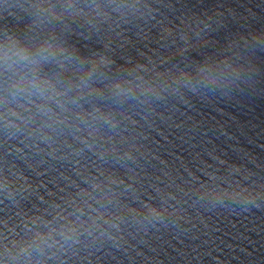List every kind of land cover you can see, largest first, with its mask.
<instances>
[{"label": "water", "instance_id": "obj_1", "mask_svg": "<svg viewBox=\"0 0 264 264\" xmlns=\"http://www.w3.org/2000/svg\"><path fill=\"white\" fill-rule=\"evenodd\" d=\"M6 46L67 103L0 106V262L264 264V0H0Z\"/></svg>", "mask_w": 264, "mask_h": 264}, {"label": "clouds", "instance_id": "obj_2", "mask_svg": "<svg viewBox=\"0 0 264 264\" xmlns=\"http://www.w3.org/2000/svg\"><path fill=\"white\" fill-rule=\"evenodd\" d=\"M43 55L39 59L46 58L47 49L42 50ZM38 58H29L23 49L12 48L6 46L0 52V63H2L5 70H10L13 65L27 61L29 64L35 65L39 63ZM65 93L58 92L55 87L46 80H41L35 75H20L15 77L9 84H6L3 89V94L0 95V106L3 107V119L5 126L15 127L13 120L10 118H18L27 122L31 116H21L16 111L18 108H26L28 105H35V113L41 116L48 117V119L56 122L51 113L52 109L49 107V102H54L61 110L65 109L67 101L63 99ZM34 98V99H33ZM14 105L15 107H10ZM45 126H51L45 124ZM20 254L27 257L30 252L26 247H21L19 253L12 256L13 260H20ZM0 264H8V261H2ZM21 264H27V260H23Z\"/></svg>", "mask_w": 264, "mask_h": 264}]
</instances>
